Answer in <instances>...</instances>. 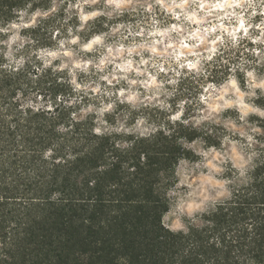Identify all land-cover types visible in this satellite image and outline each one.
<instances>
[{
    "label": "clouds",
    "instance_id": "obj_1",
    "mask_svg": "<svg viewBox=\"0 0 264 264\" xmlns=\"http://www.w3.org/2000/svg\"><path fill=\"white\" fill-rule=\"evenodd\" d=\"M0 85V204L16 208L0 258L42 210L95 204L101 180L120 205L138 145L163 136L180 149L157 173L159 238L180 241L163 264H264V0H14Z\"/></svg>",
    "mask_w": 264,
    "mask_h": 264
},
{
    "label": "trees",
    "instance_id": "obj_2",
    "mask_svg": "<svg viewBox=\"0 0 264 264\" xmlns=\"http://www.w3.org/2000/svg\"><path fill=\"white\" fill-rule=\"evenodd\" d=\"M13 2L0 0V8ZM46 81H51L46 90L53 98L57 93L70 91L66 85L57 84L48 76L42 78V87ZM59 115L64 119L68 113L61 111ZM35 119L43 125L42 116ZM81 127L78 125V130ZM137 151L148 153V160L143 168L138 169L139 186L126 188L120 205L110 202L109 194L104 191L106 181L101 180L96 189L89 190L96 195L95 204L70 202L42 210L44 215L40 220L32 218L24 229V236L15 241V246L3 249L9 259L0 258V264H117L119 256L127 257L128 264H163L164 256L174 251L180 241L168 234L163 240L159 238L161 232L157 220L163 191L156 187L157 173L170 167L180 149L174 139L160 136L151 144L138 145ZM256 175L264 178V167L258 168ZM109 178L118 179L115 173ZM4 179L0 175V192L5 191ZM258 187L264 188V184ZM7 194L15 196L16 188ZM114 209L116 214H113ZM15 211V206L0 204V216L12 219ZM225 215L221 213L215 217L218 226ZM2 228L0 223V234Z\"/></svg>",
    "mask_w": 264,
    "mask_h": 264
}]
</instances>
